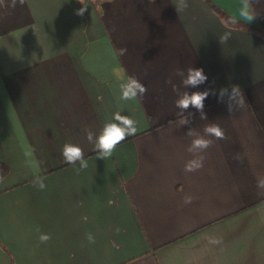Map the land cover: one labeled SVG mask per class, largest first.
I'll use <instances>...</instances> for the list:
<instances>
[{
  "label": "crops",
  "instance_id": "1",
  "mask_svg": "<svg viewBox=\"0 0 264 264\" xmlns=\"http://www.w3.org/2000/svg\"><path fill=\"white\" fill-rule=\"evenodd\" d=\"M248 3L251 23L243 0L0 4V264H264V0ZM121 68L143 97L119 98ZM188 68L207 79L183 85ZM204 91L203 119L175 104ZM117 112L138 131L98 159L86 133ZM212 124L225 139L205 132ZM197 136L212 145L188 151ZM68 143L86 169L65 163ZM201 156L202 168L184 170Z\"/></svg>",
  "mask_w": 264,
  "mask_h": 264
},
{
  "label": "clouds",
  "instance_id": "2",
  "mask_svg": "<svg viewBox=\"0 0 264 264\" xmlns=\"http://www.w3.org/2000/svg\"><path fill=\"white\" fill-rule=\"evenodd\" d=\"M105 3H112V0H105ZM0 4H4V0H0ZM24 0H10V4L6 6H10L15 8L17 6H23ZM187 2L184 4V8H187ZM87 7V6H85ZM181 10V9H180ZM85 8L82 7L78 10V15H83ZM240 15L249 23L253 22L257 17V14L252 11L248 0H243V8L240 12ZM230 38V33H226L222 40L226 42ZM126 49H121L120 54L123 55ZM177 75L183 76V72L178 70ZM116 77L121 81L119 84V92L120 99L124 101H135L139 97H143L147 92V88L144 84H142L139 80L132 76H125L124 70L118 69L116 72ZM207 77L203 74V70L200 68H188L187 69V77L182 80L183 85H192L195 86L197 84L203 83ZM175 90V88L173 89ZM224 90H221V96L223 95ZM232 93L234 95L240 96V105L244 104V97L241 93L240 87L238 85H234L232 87ZM208 91L204 92H193L191 95L184 93L180 99L175 101L176 106L183 110L187 109L189 104L193 105L198 111H201L203 108V100L208 95ZM229 111H231V106H229ZM201 118H205L203 112L201 111ZM114 122L106 123L99 134H95L92 131H87L86 140L88 143L92 144L98 159L106 160L110 158L117 146L128 139L131 136L136 135L138 131L137 121L131 118L130 116L121 115L119 112L113 115ZM181 123H187V120L182 119ZM205 132L215 137L216 139L223 140L225 139L224 130L216 124L209 125L205 128ZM189 136L196 135L194 131L189 130L187 133ZM212 145V140L205 139L203 137L197 136L196 139L192 141V144L188 151L192 152L195 150L204 151L207 150ZM62 156L65 163L68 164H76L79 163V168L76 169L79 172L82 169H86L88 167V161L85 158V153L81 147L74 144H65L62 150ZM203 159L201 156L198 159L188 161L184 170L186 172H194L203 167ZM34 185L37 186L35 179L33 181ZM257 186H260L258 182ZM38 187L42 190L46 187L43 182V178H40V183ZM185 203H190L192 197L186 196L184 198ZM50 239V236L43 234L40 236L41 242H47ZM88 239L92 241V237L89 235ZM209 243L213 245H219L222 243V240L218 237H209Z\"/></svg>",
  "mask_w": 264,
  "mask_h": 264
},
{
  "label": "trees",
  "instance_id": "3",
  "mask_svg": "<svg viewBox=\"0 0 264 264\" xmlns=\"http://www.w3.org/2000/svg\"><path fill=\"white\" fill-rule=\"evenodd\" d=\"M210 7L215 11V13L218 15L220 19H222L224 22L228 23L229 25L232 26H237V27H244V28H253L248 26L245 23H242L236 19L231 18L228 16L224 11H222L219 7L208 1ZM256 32H258L261 36L264 37V32L256 29ZM6 173V165L5 164H0V179L3 177V175Z\"/></svg>",
  "mask_w": 264,
  "mask_h": 264
}]
</instances>
